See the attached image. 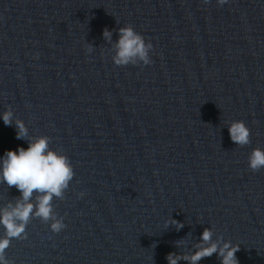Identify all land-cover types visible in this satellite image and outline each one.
I'll return each mask as SVG.
<instances>
[{
    "label": "water",
    "instance_id": "1",
    "mask_svg": "<svg viewBox=\"0 0 264 264\" xmlns=\"http://www.w3.org/2000/svg\"><path fill=\"white\" fill-rule=\"evenodd\" d=\"M127 25L153 44L149 65L112 62ZM5 110L75 173L52 202L64 230L30 220L13 264H168L206 227L239 245V264H264V168L248 167L264 149V0H0ZM232 121L249 144L231 141ZM15 131L0 120V155L27 147ZM18 197L0 184V207Z\"/></svg>",
    "mask_w": 264,
    "mask_h": 264
},
{
    "label": "clouds",
    "instance_id": "2",
    "mask_svg": "<svg viewBox=\"0 0 264 264\" xmlns=\"http://www.w3.org/2000/svg\"><path fill=\"white\" fill-rule=\"evenodd\" d=\"M208 3V0H204ZM228 0H217L224 5ZM118 38L112 45V62L118 67L128 65H149L152 61L150 52L153 49L151 42L134 30L131 25L120 27ZM103 37L111 42L112 33L107 28L102 32ZM91 53L93 48L88 46ZM0 120L7 125H15V138L27 141V147L17 146L15 150H5L0 155V184L9 188L15 186L19 197L15 202H9L0 207V264H13L6 258L5 250L9 248L12 239H26L27 226L30 220L39 219L48 224L51 232L60 233L66 227L64 217L54 211L53 200L62 198L74 178V169L67 155L49 147V136L30 137L28 128L20 119L13 120V112H0ZM228 133L236 145L250 143V129L243 121H232L228 125ZM248 167L252 171L264 168V149L254 148L248 155ZM84 192L77 193L83 198ZM168 221L166 222L167 225ZM177 229L183 223L171 221ZM211 227H206L200 234L198 242L190 252L173 253L166 256L168 264H199L206 257L216 254L220 264H239L235 253L239 250L238 244L226 241L222 236H215Z\"/></svg>",
    "mask_w": 264,
    "mask_h": 264
}]
</instances>
